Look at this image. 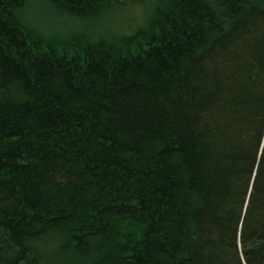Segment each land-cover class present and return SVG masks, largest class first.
<instances>
[{"label": "trees", "instance_id": "1", "mask_svg": "<svg viewBox=\"0 0 264 264\" xmlns=\"http://www.w3.org/2000/svg\"><path fill=\"white\" fill-rule=\"evenodd\" d=\"M22 2L0 0V264H264V0L67 38Z\"/></svg>", "mask_w": 264, "mask_h": 264}, {"label": "rangeland", "instance_id": "2", "mask_svg": "<svg viewBox=\"0 0 264 264\" xmlns=\"http://www.w3.org/2000/svg\"><path fill=\"white\" fill-rule=\"evenodd\" d=\"M22 4L24 5L21 11H24L23 17L30 28L40 31L49 38L52 36L67 38V34L73 32H87L90 35L99 36L109 33L112 29L121 34H129L145 21L147 18V16L144 17L145 10L152 8L151 0H144L116 10L112 7L104 9L84 21L65 14L45 0H25ZM130 25L132 29L129 28ZM58 261L59 259L56 258L51 263L58 264Z\"/></svg>", "mask_w": 264, "mask_h": 264}]
</instances>
